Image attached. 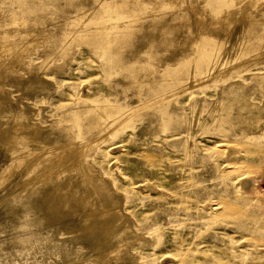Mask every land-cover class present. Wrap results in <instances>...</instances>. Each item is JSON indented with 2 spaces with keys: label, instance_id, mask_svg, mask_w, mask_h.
I'll return each instance as SVG.
<instances>
[{
  "label": "rangeland",
  "instance_id": "1",
  "mask_svg": "<svg viewBox=\"0 0 264 264\" xmlns=\"http://www.w3.org/2000/svg\"><path fill=\"white\" fill-rule=\"evenodd\" d=\"M56 182L96 188L69 259L10 212ZM0 264H264V0H0Z\"/></svg>",
  "mask_w": 264,
  "mask_h": 264
},
{
  "label": "bare ground",
  "instance_id": "2",
  "mask_svg": "<svg viewBox=\"0 0 264 264\" xmlns=\"http://www.w3.org/2000/svg\"><path fill=\"white\" fill-rule=\"evenodd\" d=\"M116 2V1H115ZM121 2V1H120ZM125 2V1H124ZM119 3V2H118ZM126 3V2H125ZM126 4H128V3H126ZM118 5V4H117ZM77 6V5H76ZM33 7V6H32ZM78 7H79V5H78ZM120 7V6H119ZM124 7V6H123ZM127 7V6H126ZM125 7V8H126ZM122 10H124V9H122ZM124 13H125V11H124ZM102 14V13H101ZM100 15V14H99ZM103 16V15H102ZM98 18V17H97ZM105 19V18H104ZM15 27V26H14ZM80 27V26H79ZM76 28V27H75ZM105 28V27H104ZM4 30V29H3ZM12 31V30H11ZM73 31V30H72ZM74 32V31H73ZM100 33H97L95 36H92L91 38H88V39H90L91 40V43L93 44V46H99V47H101L103 50H109L110 49V41H106L107 43V45H105V42H103L102 44H100L99 45V41L101 40V39H106L107 38V31H105V30H100L99 31ZM67 34H69V33H67ZM11 35V34H10ZM75 35L77 36L78 34H76L75 33ZM74 35V36H75ZM2 36V35H1ZM71 37V36H70ZM111 37H114V36H111ZM72 38H73V36H72ZM83 38H85V37H83ZM247 38V37H246ZM251 38V37H250ZM71 39V38H70ZM86 39V38H85ZM105 39H104V41H105ZM111 40V39H110ZM157 40V39H156ZM249 40V39H248ZM103 41V40H102ZM168 41V40H167ZM174 42V41H173ZM159 43H161V41L159 42V40H158V42H157V45H159ZM175 45V44H174ZM119 47V46H118ZM122 47V46H121ZM121 47H119V49L118 50H115V51H118L119 52V50H122V48ZM120 56V55H119ZM143 77H138L137 76V79H142ZM7 110V109H6ZM3 113V112H2ZM5 113V112H4ZM98 113V112H97ZM2 115V114H1ZM4 115V114H3ZM74 116V118L75 119H77V121L76 122H78L79 120H81V119H86V120H89V121H86V122H88V124H87V126H92V125H94V123H95V121H96V119L98 118V115H96L95 114V112H93V113H90V112H83L82 110H80V112L78 111V112H75V114L73 115ZM100 116V115H99ZM101 117V116H100ZM103 117H104V115H103ZM99 120H102V119H99ZM85 122V121H84ZM97 123H100V121L98 122L97 121ZM80 124H82V123H80ZM96 124V123H95ZM10 126H11V124H9ZM95 126V125H94ZM11 127H13V125L11 126ZM81 127V126H80ZM83 127V126H82ZM10 128V127H9ZM17 128V127H16ZM12 130H14V129H12ZM25 133L26 132H19V131H13V133H12V138H14V140L16 139V137H17V140L19 141L20 140V144H23V143H21L22 141H24V135H25ZM28 134V133H27ZM27 135H25V137H26ZM28 136H29V134H28ZM26 139V138H25ZM28 140V139H27ZM15 142H16V140H15ZM26 142V141H25ZM20 146V145H19ZM22 147V146H21ZM36 164V163H35ZM39 166V165H38ZM52 178V177H51ZM49 179V178H48ZM52 180V179H51ZM55 180H56V178H55ZM83 180V179H82ZM39 182V181H38ZM82 182H84V180L82 181ZM81 181L79 182V183H81V184H83ZM62 183V182H61ZM65 183V182H64ZM68 183H69V187H70V190L72 189L73 190V188H76V187H78V180L77 179H73V178H70L69 180H68ZM85 183V182H84ZM63 184V183H62ZM80 184V185H81ZM91 186H89V190H84V191H81V188L80 189H78L77 190V193H78V196H76V194H74L73 192H69L68 194H63L62 193V191H63V185H60V184H58V182H56L51 188H50V190H48V189H46V188H44V187H40L41 186V184H40V186L37 188V187H34L35 185H32L31 187L29 186V188H28V191L30 192V194H34V195H31L32 196V198H34V196H38L37 198L39 199L38 201H39V203L41 204V206H38V208L40 207V209H38V211L33 215L35 218L32 220V221H30L29 222V220L28 219H26L25 217H26V212L29 210L30 211V213H31V211L33 210H31V208L30 207H28L29 205L28 204H26V206H27V211L26 212H24V213H22L21 215H20V217H19V210L18 211H16L15 210V208H14V206H11V209H10V212H11V216H12V218L16 221V222H19V228L20 227H22L23 228V226H24V229L25 228H27L26 226L27 225H30L31 227H34L35 228V226H40V225H44V224H48V226L50 227V232L48 233L49 234V238H44V236L42 237V238H40V239H32V240H34L35 242H36V246H34L35 244L33 243L32 245H33V248L34 247H36L37 248V246H38V248H42L44 251H46L47 252V254L49 253V254H51V255H54V256H57V255H65V256H63L64 257V259H65V257H68V259H69V256H73V254L74 255H76L77 254V251L79 250L78 248H79V246H81V245H79L78 246V238H80L79 237V235L81 234L80 232H81V230H80V232H79V234H78V237L76 236V238H75V240H72V243H68V244H66V242L65 241H63V242H65V243H63V244H60V243H58V241H59V238H56V236H55V233H56V231L58 230V229H62V230H65L66 231V234H69V232H71L70 234H72V231H75L76 232V230H77V228L79 227V225H81V224H77L78 222H76V221H72L71 222V224L70 225H66V226H63V227H60V226H58L59 224H63V223H66L67 221H68V219L69 218H71V216H73V215H77V212L78 211H80L81 210V208H80V204H78V201H79V203H85L86 202V200H88V199H90V198H92L93 196H94V193L96 192V188H95V185L91 182ZM87 185H88V183H87ZM37 186V185H36ZM84 186V185H83ZM99 190V189H98ZM52 193V194H51ZM36 194V195H35ZM80 194V195H79ZM75 196L77 197V198H75ZM25 199V198H24ZM27 199H28V201H30L31 200V197H30V199H29V197H27ZM35 199V198H34ZM78 201H77V200ZM96 199V198H95ZM21 200H23V199H21ZM26 200V199H25ZM76 200V201H75ZM91 200V199H90ZM27 201V202H28ZM90 202V201H89ZM22 203L24 204V202L22 201ZM34 203V202H33ZM32 204V203H31ZM35 204V203H34ZM33 204V205H34ZM38 204V203H37ZM32 205V207L34 208L35 207V205L33 206ZM85 205V204H84ZM23 206H25V205H23ZM66 206H68V208H69V212H67V210L65 211L64 209H63V207H66ZM19 207V206H18ZM17 207V208H18ZM85 207H89V205L87 206H85ZM21 208H22V205H21ZM26 208V207H25ZM84 207H82V209H83ZM23 209V208H22ZM87 209V208H86ZM35 210V209H34ZM85 210V209H84ZM29 211L27 212V213H29ZM79 213V212H78ZM82 213V212H81ZM90 213V212H89ZM32 215V214H31ZM88 215V214H87ZM91 215V214H90ZM89 215V216H90ZM93 215V214H92ZM28 216V215H27ZM30 216V215H29ZM28 216V217H29ZM94 217V216H93ZM33 218V217H32ZM83 218V217H82ZM84 218H85V216H84ZM83 218V220H86V219H84ZM88 218H90V217H88ZM97 218V217H96ZM30 219V218H29ZM91 219H92V217H91ZM70 220V219H69ZM78 220V219H77ZM82 220V219H81ZM20 222H21V224H20ZM92 222H94L93 220H92ZM92 222H90V223H88L87 224V227H85L86 229H84L83 230V233L82 234H84V235H82L81 237H83V239H85L86 240V243H85V246L88 248H92V247H95L96 246V244H99L100 245V247L102 248V247H104V240L106 239V237L107 236H105V234L107 233V232H105L104 230L105 229H108V228H106L105 226V229L103 228V227H100V225H99V223L97 224V222H98V220H97V222L96 223H92ZM18 224V223H17ZM16 224V225H17ZM101 224V223H100ZM104 224V223H103ZM21 225V226H20ZM26 225V226H25ZM30 226H28V227H30ZM103 226V225H102ZM81 227V226H80ZM79 227V228H80ZM97 227H99L100 229H97ZM129 227V225H127V226H125L124 225V227H120L119 228V230L117 231V232H115V233H117V234H124L125 233V235L126 234H128L129 232H132V230L131 231H126L127 229H129L128 228ZM16 228H18V227H16ZM30 229V228H29ZM19 230H21V229H19ZM79 230V229H78ZM75 232H73V233H75ZM105 232V233H104ZM111 233V232H110ZM110 233L108 234V236L110 235ZM77 234V233H76ZM131 234V233H130ZM107 235V234H106ZM44 239H46V240H44ZM106 241V240H105ZM30 242H32L31 240H30ZM30 242H29V244H30ZM60 242V241H59ZM107 243V242H106ZM28 244V243H27ZM28 244V245H29ZM71 244H72V246H71ZM79 244H83V243H81L80 241H79ZM98 246V245H97ZM30 248H32V246L30 245L29 246ZM29 247H27V248H29ZM72 247H74V248H72ZM29 248V249H30ZM72 248V249H71ZM76 248V249H75ZM25 249H26V247H25ZM24 249V250H25ZM28 249V250H29ZM81 249V248H80ZM20 250V249H19ZM83 250V249H82ZM86 250V249H85ZM91 251V250H90ZM79 252V254H80V252H81V250L80 251H78ZM85 252V251H84ZM83 251H82V253H84ZM88 252V251H87ZM86 252V253H87ZM81 253V254H82ZM86 253H84V254H86ZM48 254V255H49ZM51 255H49V256H51ZM80 258V257H79ZM68 259H66L67 261H68ZM85 259V258H84ZM80 261V260H79ZM81 261H82V259H81Z\"/></svg>",
  "mask_w": 264,
  "mask_h": 264
}]
</instances>
